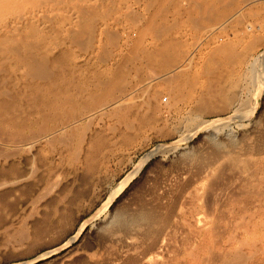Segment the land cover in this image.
<instances>
[{"label":"rangeland","instance_id":"1","mask_svg":"<svg viewBox=\"0 0 264 264\" xmlns=\"http://www.w3.org/2000/svg\"><path fill=\"white\" fill-rule=\"evenodd\" d=\"M232 1L140 0L95 53L69 33L8 93L0 264H264V28L246 29L264 0Z\"/></svg>","mask_w":264,"mask_h":264},{"label":"bare ground","instance_id":"2","mask_svg":"<svg viewBox=\"0 0 264 264\" xmlns=\"http://www.w3.org/2000/svg\"><path fill=\"white\" fill-rule=\"evenodd\" d=\"M233 1H232V4H234L236 0H233ZM195 4H197V3H195ZM134 6H136L137 9H139V11L142 10V12L144 13V7H145V5L143 3H141L140 0H0V108H2V106H5V104H6L5 97L8 95V93H11L12 91L14 92L15 90H17V89H19L21 87L22 88L23 87L24 88H26V87L29 88V86H25V85H27L28 83L32 82V80H33L32 77L33 78L34 77L36 78V76H37V75L35 76L34 74H38V72L42 69V68L39 69V71H37V69H36L38 67V65H39L40 60L43 59V57L46 55V53L52 52V51L57 50V49H60L61 47H65L66 40L68 42H70V39L68 37V34L69 33H71L74 36V40L75 39H78L81 36H83L82 35L83 33H87L88 34L87 37H88V41H89V53L90 54L92 52L95 53L94 51L97 50L98 47L101 46V45L99 46V44H100V36H101L102 33H104L105 31H107L105 29L108 28V27H111V26L112 27L113 26L115 27L117 24L118 25L121 24L122 18L124 20V17L123 16L128 11H130L132 8H134ZM229 8L230 7H226L221 12V14L223 12H225L226 10H228ZM208 10H209V6H208ZM205 12H206V10H205ZM221 14L219 13L218 15L220 16ZM144 16H145V14H144ZM135 17H132V19L135 18ZM204 17H206V16H204ZM152 19H153L152 17L149 18V19H147V21L145 22V25L140 30H138V29H139V27H142V26H139L138 28L135 27L136 28V31L137 30L139 31V36L140 37L150 34L152 32V30L155 28V24L152 21ZM82 20H84V21H82ZM196 20H198V19H196ZM88 21H90V22L92 21V23L89 24ZM194 21H195V19H194ZM195 22L197 24V21H195ZM137 24H139V23L137 22ZM123 25L125 26V23ZM126 25H127V23H126ZM134 25H136V24L134 23ZM130 27L132 29L133 26L130 25ZM160 28L162 29L163 26L160 27ZM167 28L169 29V26ZM120 29H118V30H120ZM162 30H165V29H162ZM156 31H158V30H154V32H156ZM111 32H109V34ZM105 33H108V31L105 32ZM157 33H159V32H157ZM124 34H125V32H124ZM103 35H105V34H103ZM129 35H131V34L129 33ZM106 36H107V34H106ZM184 36H185V34H184ZM71 39H73V38H71ZM108 39H110V38L108 37ZM131 39H133V38H131ZM74 40L71 41V44H72V42H74ZM112 40L114 41V39H112ZM150 40H152V39H150ZM130 41L132 42L133 40H130ZM150 43H151V41H150ZM74 44H75V42H74ZM138 44L139 43H136V45H138ZM80 45H81V43H80ZM103 45H104V43H103ZM145 45H147V44H145ZM72 48L74 49V47H72ZM117 49L119 50V48H117ZM166 49H167V46H165V45L164 46H160L159 48L156 49V52H157L156 54H158L161 57V62L163 63L164 66L167 65L172 60V58H173V56H171L170 54H167L166 53ZM102 50H103V48H102ZM73 54H75V53H73ZM98 55H99V53H98ZM102 57L100 59L103 60ZM147 57H148L147 58L148 60L152 61V58L155 57V56H154V54H151V55H147ZM78 58H79V55L78 54L74 55L72 62L75 63ZM80 58H82V57L80 56ZM45 62H43V63H45ZM162 63H161V65H162ZM34 69L36 70L37 73L34 71ZM101 69H103V67ZM105 69H106V67H105ZM32 71H34L35 73L32 72ZM172 72H173V70L171 71V73ZM32 73H34L33 76H32ZM252 73H254V72H252ZM38 75H40V74H38ZM40 76H41V79H44L45 74L43 76L42 75H40ZM152 77H154V76H152ZM167 77H169V76H167ZM119 81L121 82L122 79H120ZM101 82L99 84H101ZM118 84H116V85H118ZM123 85H125V84H123ZM33 87L37 88V86H35V85H33ZM123 89H124L123 87H122V89L120 87V90L123 91ZM43 91L45 93V89ZM46 92H48V91L46 90ZM109 94L112 95V92H110ZM33 96H35V95L32 94V97ZM68 96H70V95H68ZM9 97H10V95H9ZM29 99H31V98H29ZM59 102H60V100H59ZM109 103L110 102H108V104ZM115 103L116 102H114L112 104H115ZM7 104H9V103H7ZM61 104H63V103H61ZM42 105L45 106L44 104H42ZM101 105H103V104L101 103ZM70 106H72V105H70ZM98 106H100V105H98ZM30 107L28 105V109ZM55 107H58V104ZM5 108L7 109V107H5ZM72 109H73V107H72ZM88 111H92V110L89 109ZM43 113H41V114L43 115ZM45 113L47 114V111ZM45 113H44L43 116H45ZM66 113H68V112H66ZM66 113H65V115H66ZM53 114H54V112L52 113V115ZM55 114H56V112H55ZM59 115H61V114L59 113ZM59 115L57 114L56 117H58ZM90 115H89V117H90ZM73 116L74 117H72V118H75L74 113H73ZM9 117H11V116H9ZM41 118H43V117H41ZM63 118H65V117H63ZM8 119L9 118L7 116H3L2 113H0V123H1V120H2V122L3 121L6 122V121H8ZM91 120H92V118H91ZM24 121H26V120H24ZM72 121H75V119H73ZM21 122H23V121H21ZM44 123H46V122H44ZM44 123L42 121L41 125L42 124L44 125ZM62 123L65 124V122H63V121L61 122V124ZM64 124H62V125H64ZM9 125H7L8 126V129H9L10 126L11 127L12 126L15 127V125H12V124L10 126ZM41 125H39V126H41ZM7 126H4V128L6 129ZM23 126H25V125H23ZM41 127H43V126H41ZM3 129L2 128L0 129V133H1V130L4 132L5 129L4 130ZM42 129L43 128H41L40 130H42ZM12 130H14V129H12ZM21 130H22V128H21ZM38 130H39V128H38ZM44 130H45V128H44ZM69 130H72V128L71 129L69 128ZM19 131H17V132H19ZM29 131L30 130H28V132ZM56 131H55V129H51L48 132H46V134H43L42 136L37 135L39 137H36V135H35L33 137L34 140H31V142H29V145L25 147L24 151L25 152H29V150L32 147V145L35 144V143H37V142H39V141H41L43 139V137L46 136V135L49 136V137H55L54 135H55V132ZM6 132H8V131L6 130ZM14 132H16V130L13 131V133ZM36 132H38V131L36 130ZM30 133H31V131H30ZM1 134L2 135H6L7 134V136H8V134L11 135L12 133L10 134L8 132L6 134H3V133H1ZM33 134H34V132H32L31 136H33ZM20 135H21V133H20ZM31 136L30 137L24 136V138L26 137L29 140V138L31 139ZM10 137L13 140L16 138V137L12 138V136H10ZM35 137H36V139H35ZM1 138H5V136L4 137H1ZM7 138H9V137H6V140H7ZM21 138H22V136H21ZM26 138H25V141L27 140ZM59 138L61 139V137H59ZM45 139H47V138H45ZM63 139H61V142L64 143L66 140L64 141ZM3 140H5V139H2V141ZM19 140H21V139H19ZM22 140H24V139L22 138ZM49 140H47V144L48 145L51 143V141L48 142ZM15 142H14V144H15ZM61 142L59 141V143H60L59 145H61ZM12 143H13V141H11V145H12ZM52 143H54V141ZM69 144H71V143H69ZM2 148L3 147H1L0 150ZM42 148H43V146H42ZM12 150L14 152H16L15 151L16 149H12ZM4 151H6V150L4 149ZM18 151H20V148L18 149ZM10 152L11 153H14L11 150H9V153L7 152V154H6L7 157L9 156ZM43 152L46 153L45 150ZM2 155L4 156L5 154H2ZM13 155L16 156L15 154H13ZM13 155H12V157H13ZM9 157H11V156H9ZM12 167H13V165H12ZM10 169H12V168H10ZM2 171L4 172V169H2L0 173H2ZM5 171H9V170H5ZM7 174H8V172H7ZM4 181H6V180H4ZM15 182L16 181H14L13 183H15ZM9 184H10V182H9Z\"/></svg>","mask_w":264,"mask_h":264},{"label":"built area","instance_id":"3","mask_svg":"<svg viewBox=\"0 0 264 264\" xmlns=\"http://www.w3.org/2000/svg\"><path fill=\"white\" fill-rule=\"evenodd\" d=\"M260 28H264V22L263 23H260V24H247L246 25V29L248 31H253V30H257V29H260ZM263 52V50H262ZM165 97L162 98L163 101H165Z\"/></svg>","mask_w":264,"mask_h":264},{"label":"trees","instance_id":"4","mask_svg":"<svg viewBox=\"0 0 264 264\" xmlns=\"http://www.w3.org/2000/svg\"><path fill=\"white\" fill-rule=\"evenodd\" d=\"M134 181V180H133ZM133 181H131L125 188H124V190L122 191V193L121 194H124L125 192H127L128 191V189L130 188V186H131V184H132V182ZM120 196V195H119Z\"/></svg>","mask_w":264,"mask_h":264}]
</instances>
